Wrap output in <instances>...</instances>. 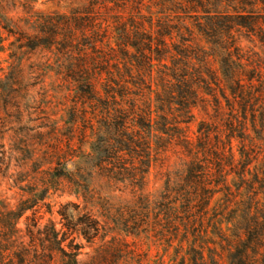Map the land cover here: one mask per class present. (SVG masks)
<instances>
[{
  "label": "trees",
  "instance_id": "trees-1",
  "mask_svg": "<svg viewBox=\"0 0 264 264\" xmlns=\"http://www.w3.org/2000/svg\"><path fill=\"white\" fill-rule=\"evenodd\" d=\"M80 1L69 30L38 17L18 25L8 47L2 28L15 27L0 23V49H11L8 79H23L27 62L32 76L57 70L74 96L64 122L78 135L80 156L109 182L128 181L139 206H155L151 222L143 218L125 233H147L158 251L151 257L150 246L143 251L117 236L82 263L71 232L91 242L109 231L107 221L87 203H67L63 228L43 225L44 196L34 194L15 208L0 202V264H118L123 257L125 264H264V0ZM108 6H116L117 20L103 18L98 28L94 16ZM173 146L182 169L151 201L143 192L150 169ZM64 157L53 154L47 189L89 191ZM29 210L24 234L18 221Z\"/></svg>",
  "mask_w": 264,
  "mask_h": 264
},
{
  "label": "rangeland",
  "instance_id": "rangeland-1",
  "mask_svg": "<svg viewBox=\"0 0 264 264\" xmlns=\"http://www.w3.org/2000/svg\"><path fill=\"white\" fill-rule=\"evenodd\" d=\"M84 3L80 0H0V23L5 25L4 23L9 22L15 27L12 33L9 32V27L7 30L2 28L8 38L6 47L17 38L18 25L24 27L30 20L35 21L38 17H51L69 30L68 26H74L69 20L72 12ZM116 10V6L99 10L94 16V22L99 24L98 28L104 27L103 18L110 22L116 21L117 14L113 13ZM78 16L82 17V22L78 24L88 20L85 14ZM10 52V48L0 49V202L9 208H15L22 199L34 194L42 195L44 197L37 206L40 211L38 215L43 217L42 224L53 221L59 229L64 225L60 210L65 204L87 203L88 208L102 222L107 221L109 231L101 232L91 242L82 233L71 232V238H76V242L83 246L79 255L82 263L102 244L115 242L118 237H125L132 243L137 241L143 251L150 246V256H154L158 246L154 245L151 237L146 238L147 233H142L141 238H137L132 234L127 235L125 230L131 229L136 221L141 223L143 218L151 222L155 215V206L150 210L142 208L137 203V195L130 188H124L128 181L109 182L85 156H80L82 152L77 149L78 135L72 134L64 122L73 106L74 96L69 95L67 86L60 82L56 75L57 70L46 71V76L43 77L32 76L34 70L30 69L27 62L26 67L22 68L25 77L10 80ZM196 130L197 122H194L189 127L191 137H196ZM177 150L178 147L173 146L153 163L143 191L150 196L151 201L161 200L169 179L170 184L177 181L176 173L182 169V156ZM57 151L65 156L62 160L68 170L75 175L79 172L87 178L89 191L76 186L73 187V192L68 189H47L53 186L51 170L55 163L51 161ZM69 210H72L75 221H78L77 211L74 208ZM32 218L33 211L29 210L19 219L18 226L24 234ZM78 228H82V225ZM149 235L152 236L153 233ZM125 263V257L119 259L118 264Z\"/></svg>",
  "mask_w": 264,
  "mask_h": 264
}]
</instances>
